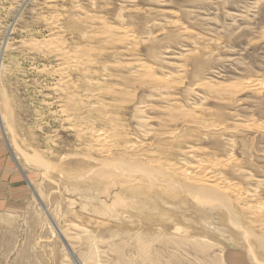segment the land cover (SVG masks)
<instances>
[{
  "label": "rangeland",
  "instance_id": "obj_1",
  "mask_svg": "<svg viewBox=\"0 0 264 264\" xmlns=\"http://www.w3.org/2000/svg\"><path fill=\"white\" fill-rule=\"evenodd\" d=\"M45 1L48 0H0V46L3 43L8 45L2 58L1 84L3 95L6 97L1 100V110L5 113V119L10 123L11 135H14V138L11 137L12 141L26 154L35 153L49 164L48 169L45 170L34 162L26 163L27 161L25 162L24 157L16 153L11 143L5 147L8 148V154L9 151L13 154L12 158L18 167L12 161L13 171L16 170L19 174L20 181H23L21 184H26L27 192L24 193L25 198L23 192L21 199H19L18 193L12 196V199L22 200L21 204L13 203L15 210L0 212V264H74L68 257L65 259L68 247L65 246L64 241L54 229V225L45 215L43 207L51 212L55 221L59 225L61 224L60 227L75 223L87 226L86 228L89 227L96 236V240L98 239L97 247L102 251L105 250L109 262L119 260L120 264H256L250 259L248 246L228 225L226 217L220 213L212 214L210 217L207 212L194 211L196 209L195 207L193 209L192 202L188 204L190 208L185 210V217L182 221L189 230L188 232L199 235L207 242L206 247L201 251H194L195 248L191 246L173 250L151 243L148 251L146 248L148 256L146 261L143 256L139 255L135 247L117 245L119 244L117 243L118 238L125 234L121 236L115 235L116 232L111 234L112 228L107 225H100L99 228V224L105 221L102 220L104 218L90 212L91 205L96 200L86 199L81 190L73 187V183L67 182L63 178V173H77L76 171L83 169L85 164L82 162L83 157L80 158L75 154V152H80L79 148H76L79 147L78 141L69 128L66 114L62 111L67 106L61 103L58 94L53 91L52 86L54 83L57 84V77L54 72L46 71V69L57 66L55 65L56 60L47 55L46 57L45 55L29 56L30 53L28 54V49L22 45V41L28 40L31 38L30 36L37 39L48 37L51 31L43 22V17L54 11L55 14H60V12L64 14L62 20L64 32L62 31V33L67 38V44L70 46L77 44L79 30H77L76 22L80 15L79 13L74 14L72 10L74 5L80 6L85 12H91L90 14L103 15L112 24L125 23L124 26H129L138 35H136L138 42L135 46L137 58L144 64L152 65L154 71L156 70V75L177 74L184 69L183 83L177 84L176 90L171 91L172 95L177 96H171L177 101L180 100L179 102L187 109H192L197 104L204 108L208 107V110H204L203 113V117L206 119L205 123L208 121L220 126L225 124V128L227 127L226 130H222L223 133L203 132L204 134H202L193 127L184 126L183 123L168 122L167 118L169 117L162 110L165 103L156 97L157 95H152L153 93L148 88L134 83V86H130L131 89H134L131 90L133 101L125 104V108L129 111L124 107L121 108L122 111L114 109V107L111 108L113 115L118 113L119 123L125 124L124 127L129 136L140 139L142 131L155 126L153 130L156 131H152L146 139L147 142L153 143L152 141L156 140L152 136L154 132L161 133L162 129L163 131L177 130L179 139L185 141L182 144L184 148L189 149L193 146V148L200 149L195 152L199 155L197 157L223 158L224 156L226 158L231 155L230 157L236 160L237 167L242 169V166V170H245L239 172L237 167L236 169L235 167L225 168L222 171V176L225 179L231 177L230 181L234 178L231 182L235 181L236 184L240 182L238 185L241 188L244 187L242 189L245 191L253 192L256 188L253 192L257 194L255 200L264 202V0H49L51 3L53 2L49 9L45 8ZM178 25L180 29L177 28ZM72 29L75 30V34ZM127 59L128 57L123 55L120 58L112 59L105 57L103 60L125 64L130 61ZM120 72L115 71L114 73L125 75L123 70L120 69ZM73 76L79 77L76 74ZM198 81L212 83L215 86L239 83L251 86L243 88L239 94L228 99L221 98L219 94L212 91V87L199 86ZM118 82L120 83V81ZM254 83L257 84V88L259 87L256 90H253L256 88ZM80 88L83 93L85 86L82 85ZM138 99L139 102H137ZM135 104L144 107L145 110L134 114ZM212 110L213 112H211ZM88 112L89 109L81 111L80 114L78 112L80 118L84 116L85 119H76L77 123L84 121L89 124L93 121L92 117L96 116V112ZM69 113L74 112L69 110ZM134 115H138V117L135 118ZM139 119L145 122L143 128L140 127ZM251 121L257 123L259 127L243 125ZM101 124L95 122L93 126L102 127L103 124ZM231 128L234 130L232 131ZM1 131L0 125V133L4 141ZM181 136L187 137L186 140ZM51 140L58 143L55 144ZM179 154L177 151L174 158L169 157L178 162L182 161V158L186 159L185 156ZM14 156L17 157V160ZM69 159L70 162H68ZM189 160L192 161L191 158ZM244 172L245 174H243ZM26 178L31 182V186ZM18 182H13V184ZM249 184L250 186H248ZM69 198L74 200L71 201ZM84 201L87 202V205L89 202L90 207L84 208ZM57 211L58 213H56ZM173 215L176 214L173 213ZM96 220L97 223L99 222L98 224H96ZM87 222L89 224L85 225ZM209 223L223 229L214 232L206 227ZM146 226L138 224L137 228H140L139 230H142L146 237L154 235L155 232ZM129 228L131 230L132 227L129 226ZM119 230L125 232L127 228L119 226ZM68 242L75 257L81 261L87 259L84 240L69 238ZM110 242L115 244L116 248L113 249ZM254 253L259 256V259H262V256L264 258V255H261L257 249Z\"/></svg>",
  "mask_w": 264,
  "mask_h": 264
},
{
  "label": "bare ground",
  "instance_id": "obj_2",
  "mask_svg": "<svg viewBox=\"0 0 264 264\" xmlns=\"http://www.w3.org/2000/svg\"><path fill=\"white\" fill-rule=\"evenodd\" d=\"M44 3L45 8L49 9L52 7L53 2L51 3L48 0ZM72 10L74 11V14L79 13L80 15V17H78V21L76 22L78 27L77 30H79L77 33V44L72 46L68 45V41H66L67 38L62 33V31L64 32L62 26L64 24H62L64 14H61V12L60 14H55L54 11H50V14L43 17V22L51 31V34L48 35V37L43 35L45 37L43 39H37L30 36L31 38L28 40L22 41V45L27 47L28 54L30 53L29 56L34 55L35 57H40L41 55H45L46 57L47 55L48 57H53L56 60L55 65L57 66L55 68L46 69V71L48 73H55L58 81L57 84L54 83V86H52L53 91L58 94V99L61 103L74 112L71 114L67 108L62 109V111L66 114V119L69 121V128L78 141L77 145H79V147L77 146L76 148H79L80 152H75V154L79 155L80 158L82 156V162L85 164L83 169L76 171L77 173H63V178L65 181L73 183V187L81 190L86 199L96 200V202H93L92 205L89 202V205H87V202L84 201V208L87 206L90 207L91 205L92 210H90V212H93L96 216L104 218L102 220L105 221L99 224V228L101 227L100 225H107L112 228L111 234L114 232H116L115 235L118 236L125 234L123 237L118 238L117 243L119 244L117 245H129L135 247V249L139 252V255L143 256L146 261L148 258L146 248L148 251L151 243H156L158 246H163L173 250H180L186 248V246H191L192 248H195L194 251H201V249L206 247L207 242L202 237H199V235L197 236L188 232L189 230H187L185 225H183L182 221L185 217L184 212L190 208V205L188 204L192 202L194 204V206L192 205L193 209L194 207L196 209L194 211L207 212L210 217L212 214L218 215V213L226 217L228 225L233 228L237 235L241 237V240L246 243V246H248L250 259L256 264H264L263 256L262 259H259V256L254 253L257 249L261 252V255H264V202L255 200L257 194L253 192H255L256 188L253 192L245 191L242 189L244 187L241 188L238 185L240 182H237V184L234 183L235 181L231 182L234 178L230 181L229 179L231 177L229 179H225L222 176L223 169L225 170V168L227 169L229 167H235L236 169L238 166L236 160L230 157L231 155L226 158H224V156L223 158L210 156L206 158L197 157L199 155L195 154V152L200 149L197 147L193 148V146L189 149L187 148L188 150L184 148L182 144H184L183 142L185 141L179 139L180 136L177 130L163 131L162 129L161 133L154 132L152 136L157 142H147L146 139L152 131H156L153 130L155 126L142 131V138H132L129 136L128 132H126L127 130L124 127L125 124L121 125L119 123L120 117L118 113L113 115L111 112V108L114 107V109L117 110L123 107L125 108L126 103L133 101V94L131 90L134 89H131L130 86L135 83L138 86L148 88L153 93L152 95H157L156 97L165 103L163 104L164 106H162V110H164L163 113H167V117H169L167 118L168 122L172 121V123H183L184 126L193 127L202 134H204L203 132L211 134L214 132L223 133L222 130H226L227 128H225V124L220 126L218 124L215 125L214 123H209L208 121L205 123L206 119L203 117V113L205 112L204 110H208V107L204 108L197 104L196 107L193 106L192 109H187L179 102L180 100L177 101L173 98L175 94L172 95L171 91L176 88L177 84L183 83L184 75L182 73L184 69L177 74L156 75V70L154 71L152 65L150 66V64H144L137 58L135 46L138 42V35L137 33H134L135 31H133V29L129 26H124L123 24L125 23L112 24L105 17H103V15H97L98 13L90 14L91 12L88 13V11H83L78 5L72 6ZM179 27L180 26L178 25L177 28ZM182 29L181 30L185 32L184 28ZM73 31L75 34V30ZM7 47V43H3L0 46V125L4 141L8 146L9 143H11V146L14 147L16 153L23 156L25 162L27 161L26 163L34 162L37 166L39 165L47 170L49 164H47L41 157L35 153L26 154V152H24L14 141H12L11 137L14 138V135H11L12 131L10 123L5 119V113L1 110V100L6 97L3 95L4 93L1 84V75L3 73L2 58ZM123 55L128 57L127 60H130L128 63L121 64L118 62L114 63L113 61L109 62L103 60L105 57L112 59L120 58ZM31 59L33 58L31 57ZM180 68L182 69V67ZM120 69L124 71L125 75L114 73L115 71L119 73ZM74 74L79 75V77H74ZM118 81H120V83ZM196 84L197 83L194 85ZM82 85L86 88H84L83 93H81L80 88ZM198 85L207 88L212 87L213 92L219 94L221 98L223 97L228 99L233 98L236 94H239L243 88H249L251 86L250 84L241 83L235 85L215 86L212 85V83H207L205 81H200ZM254 87L256 88L253 90L259 88H257V84L254 85ZM142 97L144 98L143 95ZM139 99L137 102H139ZM134 108L136 109L134 114L136 112L141 113L145 110L144 107H139L137 105ZM88 109L90 113H93V111L96 112V116L92 117L93 121L89 124L84 121L77 123L76 119H85L84 116L80 118V115L78 114H80L81 111H86ZM126 110L129 111V109ZM211 112H213V110ZM136 117H138V115L135 116V118ZM95 122L102 123L103 126H93V123ZM139 123L140 127L143 128L145 122H142V119H139ZM243 125L253 128L259 127V125L253 121ZM182 138L186 140L187 137ZM176 144L179 145L177 146ZM177 151L180 153L179 155L185 156L186 159L183 160L182 158V161L179 162L171 160V157L174 158V154H176ZM14 158L17 160L16 156H14ZM187 158H191L192 161ZM68 162H70V159ZM241 168L243 169L242 166ZM242 169H239V172ZM244 170H242V172ZM243 174H245V172ZM26 180L31 186V182H29L27 178ZM250 184L248 186H250ZM43 210L45 215H47L51 223L54 225V229H56L64 241L65 246L68 247V250L66 249L67 255L65 256V259L68 257L74 264H120L119 260H115L114 262L108 261L105 250L102 251L97 247L98 239L96 240V236L89 227L88 228L90 230L86 228L87 226L75 222L73 225L67 224L60 227L61 224L59 225L58 222L55 221L51 212H49V210L45 207H43ZM172 212L176 215H173ZM56 213H58V211ZM98 223L96 220V224ZM87 224L89 223L87 222L85 225ZM138 224H140V226L147 225L146 227H148V229L155 232L154 235L149 237L144 236L142 230L137 228ZM119 226H124L127 230L125 232H120L122 230H119ZM129 226L132 227L131 230H129ZM206 227L214 230V232H219L223 229L217 227L213 223L207 224ZM69 238H80L81 240H84L87 259L81 261L75 257L74 251L68 242ZM112 242H110V244H112ZM111 246L113 249L116 248L115 244H112ZM150 259L152 260V258Z\"/></svg>",
  "mask_w": 264,
  "mask_h": 264
},
{
  "label": "crops",
  "instance_id": "obj_3",
  "mask_svg": "<svg viewBox=\"0 0 264 264\" xmlns=\"http://www.w3.org/2000/svg\"><path fill=\"white\" fill-rule=\"evenodd\" d=\"M5 147L7 146L5 142L2 140L0 133V212L3 213L6 211L15 210L13 203L22 202V200L12 199L13 195H16L18 193L19 199H21L22 192L23 195L24 193L26 194L27 192V189L25 187L26 184H21L23 183V181L22 182L20 181L21 179L19 174H17L16 170L13 171L14 165L12 161H14V159L12 158L11 152L9 151L8 154L7 151L8 148ZM13 182H18V183L14 185ZM25 197L26 196L24 195V198Z\"/></svg>",
  "mask_w": 264,
  "mask_h": 264
}]
</instances>
